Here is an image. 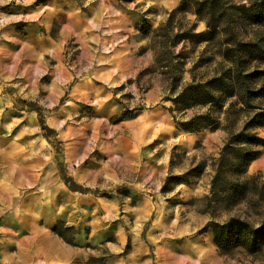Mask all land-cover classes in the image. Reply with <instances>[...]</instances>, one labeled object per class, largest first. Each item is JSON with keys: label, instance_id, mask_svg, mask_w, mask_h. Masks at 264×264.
<instances>
[{"label": "rangeland", "instance_id": "374dc122", "mask_svg": "<svg viewBox=\"0 0 264 264\" xmlns=\"http://www.w3.org/2000/svg\"><path fill=\"white\" fill-rule=\"evenodd\" d=\"M251 1L0 0V264H264V148L212 193L227 133L168 111L235 36L264 48Z\"/></svg>", "mask_w": 264, "mask_h": 264}, {"label": "trees", "instance_id": "16d2710c", "mask_svg": "<svg viewBox=\"0 0 264 264\" xmlns=\"http://www.w3.org/2000/svg\"><path fill=\"white\" fill-rule=\"evenodd\" d=\"M252 8L256 13L264 11V0H252ZM222 53L223 64L213 76L205 81L193 82L186 85L172 100L174 109H168L177 127L186 132H197L202 129L223 130L227 137L220 149L218 158L214 161V176L211 179L213 193L220 175L227 168L232 169V175H243L264 148V139L258 137L256 131L264 128V65L249 67L247 58L264 56V48L254 41L238 40ZM36 115L44 138L54 140L55 132L46 124L43 111L36 106H30ZM204 108L205 112L195 113L186 119H177L174 112L180 114L185 110ZM125 115L131 114L126 110ZM234 165H230L232 163ZM233 166V167H232ZM61 180L72 192L82 194L89 190L76 185L63 174L60 167ZM237 223L235 220H231ZM229 222L214 223L212 230L216 240L229 234ZM260 228L264 229V223ZM225 230V232H224Z\"/></svg>", "mask_w": 264, "mask_h": 264}]
</instances>
